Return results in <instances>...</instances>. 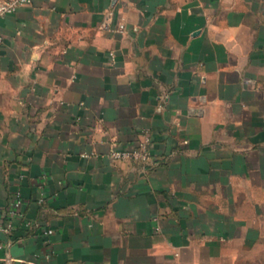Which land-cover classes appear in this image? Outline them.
<instances>
[{
  "label": "crops",
  "instance_id": "crops-1",
  "mask_svg": "<svg viewBox=\"0 0 264 264\" xmlns=\"http://www.w3.org/2000/svg\"><path fill=\"white\" fill-rule=\"evenodd\" d=\"M0 31V210L22 198L0 264H237L264 240V0H32Z\"/></svg>",
  "mask_w": 264,
  "mask_h": 264
},
{
  "label": "built area",
  "instance_id": "built-area-1",
  "mask_svg": "<svg viewBox=\"0 0 264 264\" xmlns=\"http://www.w3.org/2000/svg\"><path fill=\"white\" fill-rule=\"evenodd\" d=\"M32 0H4L0 3V18L15 12L22 4L30 3ZM4 43V35L0 31V46ZM111 156L116 159H134L148 162L151 160V151L148 144H143L139 147L115 149L112 151ZM22 204V198L20 193H17L13 200L12 208L8 212L0 210V232H10L14 228L15 218L14 216L19 214V207ZM53 232L52 228L46 230L47 234ZM7 244L0 240V250L7 248ZM12 260L9 256L4 257L2 264H9Z\"/></svg>",
  "mask_w": 264,
  "mask_h": 264
},
{
  "label": "rangeland",
  "instance_id": "rangeland-1",
  "mask_svg": "<svg viewBox=\"0 0 264 264\" xmlns=\"http://www.w3.org/2000/svg\"><path fill=\"white\" fill-rule=\"evenodd\" d=\"M237 264H264V240L243 256Z\"/></svg>",
  "mask_w": 264,
  "mask_h": 264
}]
</instances>
